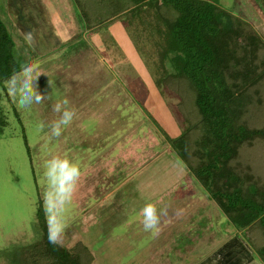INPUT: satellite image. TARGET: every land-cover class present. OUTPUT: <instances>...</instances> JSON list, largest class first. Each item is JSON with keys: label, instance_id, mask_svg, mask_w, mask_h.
Instances as JSON below:
<instances>
[{"label": "rangeland", "instance_id": "374dc122", "mask_svg": "<svg viewBox=\"0 0 264 264\" xmlns=\"http://www.w3.org/2000/svg\"><path fill=\"white\" fill-rule=\"evenodd\" d=\"M9 1L0 0V20L14 41L15 60L21 65L18 72L26 65H38L43 74L37 82L38 91L45 96L52 93L51 80L57 97H66L76 115L59 138L51 137L47 125L58 118L52 110V101L45 99L30 109H21L4 83L0 85V264L15 263L13 257L21 251L19 249L29 254L26 260L32 261L36 252L45 248L40 219V211L44 214L42 193L46 186L43 165L52 156L68 158L81 168L77 190L63 213L67 227L58 245L76 254L79 264H264L254 251L259 245L255 237L262 233L251 234V231L243 232L234 227L168 146L162 131L174 137L187 126L179 114L178 96L162 84L166 119L170 114L171 120L177 123L173 121L169 125L146 82V72L155 80L164 77L166 70L173 73L169 59L163 61L160 46L163 43L154 22L140 11L142 20L136 19V14L132 18L118 15L88 36L77 35L78 29H69V36L75 39L60 44L59 35L67 29H56L53 17L59 16L60 23L64 24L65 8L56 7L57 12L53 13L50 5H61L65 0H32L49 6L50 12L46 11V15L49 14V25L58 31L53 34L59 45L53 47L56 49L53 52L35 56L28 40V44L20 47L17 22L10 27L14 24V13L19 6L28 5L29 0H12L15 7L11 9ZM75 1L72 0L74 10L85 25L83 18L88 3L81 0L78 5ZM207 1L233 14L237 23L241 21L248 33L264 43V6L259 0ZM115 18L131 39L132 51L127 44L123 48L124 37L120 32L121 39L115 38L113 27L118 23H111ZM160 28L166 30L164 26ZM94 34L99 42L103 41L102 46L97 45L98 38L92 37ZM236 37L240 47L250 50L247 39ZM238 47L235 51L242 56L244 53ZM258 52L248 57L251 65L247 69L252 77L262 67L264 49L259 47ZM100 58H105L103 65L113 70L107 74V80L112 79L114 84L103 93H97L90 102L81 101L75 78ZM234 67L233 64L232 72L236 75L232 74L229 81L238 79L243 93L240 105L244 107V119L248 127L262 129L264 79L251 87L250 80L243 82L236 77L244 67ZM181 87V98L186 100L184 106L192 110V103L187 101L189 88L183 84ZM92 89L89 90L93 94ZM41 122L46 126L43 131L37 127ZM150 135L160 147L145 157H131L128 150L134 144L139 147L137 152L144 150L140 145L150 144ZM242 152L245 166L251 167L253 176L263 187L264 138L245 144ZM118 164H124L123 173L112 171L111 167ZM146 203H154L158 210L167 209L156 234L143 229L139 213ZM87 250L92 254L91 261H88Z\"/></svg>", "mask_w": 264, "mask_h": 264}, {"label": "trees", "instance_id": "16d2710c", "mask_svg": "<svg viewBox=\"0 0 264 264\" xmlns=\"http://www.w3.org/2000/svg\"><path fill=\"white\" fill-rule=\"evenodd\" d=\"M83 1L88 3L83 19L89 29L118 15L132 18L136 14V19L142 20L139 11L154 22L163 43L160 44L163 61L169 59L173 68V73L166 70L157 83L178 96L179 114L187 126L176 137H169L162 131L163 135L234 227L243 232L251 231V234L262 233L255 237L259 245L254 251L264 263V186L259 185L251 167L245 166V153L242 152L245 144L255 138H264V128L248 127L244 107L240 105L243 93L238 79L229 81L232 74L236 75L232 72L233 64L234 68L244 67L236 77L243 82L250 80L251 87L264 79V56L257 75L252 77L247 69L251 65L248 57L258 55V49H264V43L248 33L241 21L237 23L233 14L207 0ZM2 25L0 20V85L21 66L13 53L14 41ZM236 36L247 39L250 50L240 47ZM236 47L243 51L242 56L237 54ZM180 83L189 88L186 90L190 95L187 101L192 103V110L184 106L186 100L181 98ZM243 85L245 87V83ZM262 109L264 114V107ZM40 212L45 248L41 247L32 261L26 260L29 254L26 256L19 249L21 251L14 254L13 264H79L76 254L49 243L47 223ZM87 251L88 261H91L92 254Z\"/></svg>", "mask_w": 264, "mask_h": 264}, {"label": "clouds", "instance_id": "9594fccd", "mask_svg": "<svg viewBox=\"0 0 264 264\" xmlns=\"http://www.w3.org/2000/svg\"><path fill=\"white\" fill-rule=\"evenodd\" d=\"M43 75L38 70V65H26L20 72L13 73L4 81V86L16 100L21 109H30L33 104L42 103L45 99L52 101V110L58 114V118L47 125L50 136L59 138L64 128L71 124L76 115L75 109L69 107V100L58 98L50 80L49 85L53 88L52 93L45 96L38 91V80ZM39 131L45 129L41 122ZM43 180L45 190L42 193L43 208L48 229V241L52 245H60L67 227L64 210L72 200L77 190L82 172L77 163L68 158L52 156L44 161ZM143 229L145 232L156 234L159 231L161 216L167 215V209H157L154 203H146L140 210Z\"/></svg>", "mask_w": 264, "mask_h": 264}, {"label": "crops", "instance_id": "0c3cea01", "mask_svg": "<svg viewBox=\"0 0 264 264\" xmlns=\"http://www.w3.org/2000/svg\"><path fill=\"white\" fill-rule=\"evenodd\" d=\"M28 1V0H27ZM50 1V0H48ZM264 6V1H260ZM25 3V1H24ZM15 7L14 1L10 0L9 1V9H11L12 7ZM18 5V4H16ZM260 5V3H259ZM51 9L53 13H56L57 11L55 10L56 7H61V8H65L64 13L66 14V21L65 23H60L61 21L59 20V16L55 18L53 17L54 21L56 20V27L54 25V27L56 29H67V32H63L60 33V37L62 39L59 38V42L60 44L62 42H67L70 41L72 39H75L73 37H70L68 32L70 31L69 29H78L77 31V35H84V36H88L91 33H94L96 31H98L99 27H94L92 29H89L90 27L83 25V21L79 20L78 18V14L76 13V11L74 10V4L72 2V0H65L63 4H55V5H50ZM48 7H44L42 4H39L38 1L33 2L32 0H29L28 5H21V7L19 6L18 11H16L14 13L17 16H13V23L11 26H14L16 24V26L18 27V40H19V44L20 47L28 44L27 40L29 41V43L32 45V49H33V55H37L39 53H49L50 51L53 52L54 49L56 47H58V40L56 42V33H58V31L52 29V27L49 25V14H47V12H50L48 10ZM13 10V9H12ZM47 11V12H46ZM264 11V9H263ZM20 21V23H19ZM118 21V22H116ZM19 23V25H18ZM111 23H118V24H114V29H113V33L115 35V38L121 39V37L119 36L120 34L118 32H120L123 37V43L119 42L120 44L122 43V46L124 48V44H127V46L129 47V49L132 51L133 47H132V43H131V39L128 38V34L126 33L124 27L122 28V25H119L120 20L117 19H113V21ZM64 26V27H63ZM53 32L55 33V35L53 34ZM77 35L75 37H77ZM83 37V36H82ZM92 37H97V35H93ZM71 38V39H69ZM98 38V37H97ZM26 40V41H25ZM96 41V40H95ZM100 39L98 38L97 41V45L102 46L103 45V41L99 42ZM55 47V48H53ZM131 47V48H130ZM56 50V49H55ZM23 51H26L25 49ZM32 52H29V54H31ZM100 53V52H99ZM98 53V54H99ZM34 56V58H36ZM130 57V56H129ZM101 59V58H100ZM97 59V61L94 64H91L89 66V68H87L86 70L84 69L81 73H79V75L76 76L75 78V82L74 85L77 87V89H79L77 92H80L82 97H80L82 100L81 101H85V102H90L92 99H94L95 95H97V93L101 92L103 93V91H105L106 89H108V87H111V85L114 84V81L112 79H109V81L107 80V74H109V72L113 71L111 69H107L105 67V65H103L105 58H103V60L101 59ZM138 71H141L140 69H137ZM145 72V71H143ZM73 74V72H72ZM71 74V75H72ZM121 74V73H120ZM74 75V74H73ZM109 76H112V74H110ZM151 74H148L146 72V82L149 84V86L151 87L152 91H153V97L156 100V104H157V108L159 109L160 113L165 115V122L168 121L169 125L170 122H173L174 120H171V115L169 114L168 116H170L169 119H166L167 114L165 113V111L163 109L166 108V102L163 98V89L160 87V85L157 83V77L156 80L155 78H151L150 77ZM75 77V75H74ZM87 85V86H84ZM90 88H93L92 90H94L93 94L90 92L91 90H89ZM89 90V92L87 91ZM88 92V93H84V92ZM162 93V95H161ZM86 104V103H85ZM84 105V102H83ZM175 124H177L174 121ZM181 133V131L179 132V134ZM178 134V135H179ZM176 135V136H178ZM148 136V135H146ZM174 136V137H176ZM153 135L149 136V142L150 144H148V142L142 143L143 146L140 145L141 148H145L144 150H141L140 152H137V149L139 148L138 145H133L132 149H129L128 152L131 155V157H134V159H138V156L141 157H145L148 155V153L152 152L153 154V150H155L158 146L160 147V144L158 145V141L156 142V138L153 141ZM158 139V138H157ZM153 142V143H152ZM170 146V144L168 145ZM132 147V146H131ZM167 149V148H166ZM115 157H119L121 156V154L115 155ZM113 157V156H112ZM129 162V161H128ZM126 161V163H128ZM111 165V164H109ZM122 166H124V164H118L117 166H112L111 168L113 169V172H121L123 173V169ZM115 176V175H114Z\"/></svg>", "mask_w": 264, "mask_h": 264}]
</instances>
